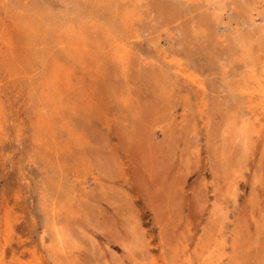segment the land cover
<instances>
[{
  "label": "rangeland",
  "instance_id": "rangeland-1",
  "mask_svg": "<svg viewBox=\"0 0 264 264\" xmlns=\"http://www.w3.org/2000/svg\"><path fill=\"white\" fill-rule=\"evenodd\" d=\"M0 264H264V0H0Z\"/></svg>",
  "mask_w": 264,
  "mask_h": 264
},
{
  "label": "bare ground",
  "instance_id": "bare-ground-1",
  "mask_svg": "<svg viewBox=\"0 0 264 264\" xmlns=\"http://www.w3.org/2000/svg\"><path fill=\"white\" fill-rule=\"evenodd\" d=\"M257 81V80H256ZM263 87V86H262Z\"/></svg>",
  "mask_w": 264,
  "mask_h": 264
}]
</instances>
